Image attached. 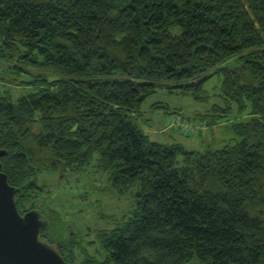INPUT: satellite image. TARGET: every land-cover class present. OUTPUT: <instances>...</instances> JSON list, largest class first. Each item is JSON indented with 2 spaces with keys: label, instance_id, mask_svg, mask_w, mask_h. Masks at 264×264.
Masks as SVG:
<instances>
[{
  "label": "trees",
  "instance_id": "16d2710c",
  "mask_svg": "<svg viewBox=\"0 0 264 264\" xmlns=\"http://www.w3.org/2000/svg\"><path fill=\"white\" fill-rule=\"evenodd\" d=\"M212 76L226 107L195 120L247 109L221 126L233 141L149 140L135 114L156 83L203 92ZM0 149L17 210L40 213L66 264H264V0H0ZM93 161L137 191L89 240L38 176Z\"/></svg>",
  "mask_w": 264,
  "mask_h": 264
},
{
  "label": "rangeland",
  "instance_id": "374dc122",
  "mask_svg": "<svg viewBox=\"0 0 264 264\" xmlns=\"http://www.w3.org/2000/svg\"><path fill=\"white\" fill-rule=\"evenodd\" d=\"M171 31L177 33V28H171ZM22 79L30 80L28 76ZM14 81L6 83L13 99L24 91L21 86L15 85L18 81ZM220 83L217 76H212L203 83V92L189 93L169 88L168 82L156 83L155 92L146 96L138 106L135 117L139 127L149 140L178 143L185 150L222 147L226 142L233 141L228 139L229 130L222 127L230 126L232 121L245 120L247 109L239 111L236 103H230V109L215 124L207 125L205 123L208 120L203 123L195 120L196 116L205 117L214 105L226 107ZM197 95L204 99H196ZM174 119H186L192 124L188 135L184 134V129L176 126ZM43 180L48 185L46 190L51 194L48 205L60 210L64 220L73 223L83 235L87 232L91 234L89 240L95 239L98 229L108 226L101 218L102 214L120 216L129 213L135 206L137 188H116L109 172L97 167L95 161L79 172H64L60 175L43 172L38 176V183ZM88 248L93 253L97 246Z\"/></svg>",
  "mask_w": 264,
  "mask_h": 264
},
{
  "label": "water",
  "instance_id": "95a60500",
  "mask_svg": "<svg viewBox=\"0 0 264 264\" xmlns=\"http://www.w3.org/2000/svg\"><path fill=\"white\" fill-rule=\"evenodd\" d=\"M5 154L6 150L0 149V158ZM1 167L0 162V264H66L53 246L40 240L48 226L40 213L17 210L16 189Z\"/></svg>",
  "mask_w": 264,
  "mask_h": 264
},
{
  "label": "built area",
  "instance_id": "2783aa9c",
  "mask_svg": "<svg viewBox=\"0 0 264 264\" xmlns=\"http://www.w3.org/2000/svg\"><path fill=\"white\" fill-rule=\"evenodd\" d=\"M174 123H176V126H179L182 130L184 129L185 132L190 131V129L192 127V125L188 121H186L185 119H183V120H179V119L175 120L174 119Z\"/></svg>",
  "mask_w": 264,
  "mask_h": 264
}]
</instances>
